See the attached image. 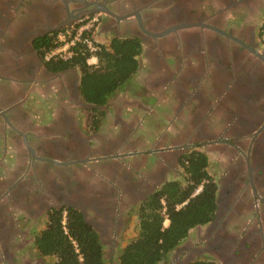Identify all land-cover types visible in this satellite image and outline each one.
<instances>
[{"label":"flooded vegetation","instance_id":"flooded-vegetation-1","mask_svg":"<svg viewBox=\"0 0 264 264\" xmlns=\"http://www.w3.org/2000/svg\"><path fill=\"white\" fill-rule=\"evenodd\" d=\"M257 5L264 10V0H0V67L25 81L27 109L46 117L66 140L60 147L36 145L43 159L32 165V198L26 199L34 203L18 216L2 214L0 264H56L39 253L35 239L53 211L67 216L68 208L87 213L90 222L83 218L101 242L116 248L127 225L121 212L140 208L167 181L184 182V157L191 152L206 154L208 168L215 157L222 186L216 182L217 193L227 189L235 196L223 208L217 195L214 218L193 228L205 226L204 236L192 244L189 232L170 252L174 264H264V25L253 15ZM94 16L96 43L135 37L143 47L137 72L99 106L82 96L80 67L60 69L52 64L58 59L37 48L40 37ZM91 58L88 63H98ZM128 87L118 106L154 117L142 130L149 125L155 133L147 142L154 141L155 172L141 192L132 181L144 180L123 162L142 148L109 142L104 115L97 112L107 114L112 97ZM7 106L19 111V104ZM80 130L93 131L101 144H85ZM248 213L256 217L250 224L235 221ZM22 217L27 224L18 223ZM109 232L114 240H107Z\"/></svg>","mask_w":264,"mask_h":264},{"label":"trees","instance_id":"trees-1","mask_svg":"<svg viewBox=\"0 0 264 264\" xmlns=\"http://www.w3.org/2000/svg\"><path fill=\"white\" fill-rule=\"evenodd\" d=\"M55 37L56 34H49L39 38L37 48L42 54L56 46ZM96 44L97 64L88 63L93 53L83 43L74 48L68 61L58 58L52 64L60 69L80 67L82 96L88 103L99 106L105 105L137 72L143 47L135 37L113 38L109 45ZM97 112L104 115L103 111ZM183 165L188 175L184 182L167 181L140 205L138 235L123 247L118 264H161L194 227L214 218L218 186L208 171V156L191 152L184 157ZM166 217L168 225L164 224ZM62 220L63 211H53L47 226L36 236L35 247L41 255L55 257L56 264H107L99 233L79 210L68 208L67 231ZM183 264L215 262L197 259Z\"/></svg>","mask_w":264,"mask_h":264},{"label":"crops","instance_id":"crops-1","mask_svg":"<svg viewBox=\"0 0 264 264\" xmlns=\"http://www.w3.org/2000/svg\"><path fill=\"white\" fill-rule=\"evenodd\" d=\"M0 72V221H2V214L12 213L18 216L19 214H23V212L25 213L27 207L34 203L33 201L31 204L27 203L26 199L29 196L32 198V194H30L32 188L30 181L32 165L34 161L37 162L43 159L41 151L36 148V145L40 142H45L48 148H54L55 146L60 147V142L63 143L66 140H64L65 135L60 137V131L50 125L46 117L34 116L27 109L30 91L24 84L25 81L9 75L1 67ZM128 86H132V84ZM130 90L128 87V90L126 89L121 93L118 92L117 95L112 97L107 114L104 111V116L102 117L104 119L102 129L103 135L107 137L109 142H113L117 148L124 145L131 146L132 148H142V150L135 153L136 157L134 160H131L127 155L124 159L125 162H123L126 171L129 172V169H132L135 175L141 176L144 180L137 179V181H132V187L141 192L147 184L146 182L151 181V177L149 176L155 172V162L152 153H150V150L155 148L153 145L154 141L152 144H147L148 140L153 138L155 133L153 130H149L151 129L149 125H147L148 132L142 130L146 123L154 120V117L145 116L144 113L139 114V111L130 112L124 106H118L120 102H123V98L127 97L125 94ZM141 99L143 100L142 97ZM10 102L16 105L19 104V111L16 109L10 111L7 106ZM69 117H75V115L72 116L70 114ZM78 136H80L81 140H84L85 144H90L94 147L99 146L102 141L100 136L90 130H80L78 131ZM145 147H150V149H143ZM213 159L211 160L213 166L210 165L208 171L215 181H218L220 188H222L221 181L219 180L220 177H218L219 174L221 176V172L215 162L216 158L213 157ZM220 190L221 192L218 191L217 193L218 199L221 204L220 206L225 208L229 205L227 202L228 197H234L235 195L227 194V189ZM261 214L264 219V212ZM249 215V213L245 214L235 221L238 224H250L256 217ZM129 218L130 216H124L125 224H129ZM260 219L261 217H257L254 224L260 221ZM28 221V217H22L18 223L25 225ZM134 223L138 224V222ZM168 223L169 220H166L164 224L168 225ZM242 226L243 228L245 227V225ZM205 232V226L197 230H191L189 235L191 243L197 242L196 240L202 238ZM21 246L26 247L25 244ZM29 253H32L33 256L36 254L34 245L29 250Z\"/></svg>","mask_w":264,"mask_h":264},{"label":"built area","instance_id":"built-area-1","mask_svg":"<svg viewBox=\"0 0 264 264\" xmlns=\"http://www.w3.org/2000/svg\"><path fill=\"white\" fill-rule=\"evenodd\" d=\"M97 21V16H94L93 18H89L85 21L78 22L76 25L61 30L56 34L55 37V44L56 46L50 50H48L45 54L46 58H54V59H67L69 57H72L74 54L73 50L74 48L79 44L83 43L87 46V48L92 52V60L96 62L97 56L94 54L98 50V45L94 41L93 36V30L95 23ZM201 188L197 190V192L200 191ZM163 203L165 204V201L163 200ZM166 208H164V211ZM166 220L168 218L166 217ZM62 223L64 225V229L67 231V216L66 212L63 214V220Z\"/></svg>","mask_w":264,"mask_h":264},{"label":"rangeland","instance_id":"rangeland-1","mask_svg":"<svg viewBox=\"0 0 264 264\" xmlns=\"http://www.w3.org/2000/svg\"><path fill=\"white\" fill-rule=\"evenodd\" d=\"M255 18L259 20V23L257 24L258 26L262 23L264 25V22L262 20L264 19V10L262 8L256 9V13L253 14ZM253 18V17H252ZM251 21H249L250 23ZM215 180V179H214ZM129 199V198H128ZM130 208L128 209L129 212L124 211L121 212L122 217L124 216H130L129 219V224L126 225V229L121 233V237L119 238V246L116 248L111 247L110 244L104 245L105 246V255H106V260H108L107 264H118V256L123 247L126 246L130 241H132L139 232V218H138V211L139 208L136 206H129ZM134 218V219H132ZM138 222V224L134 223ZM45 228L44 225L41 226V229ZM114 232H109V236H107V240H114ZM115 249V250H114ZM49 259L53 260L55 258L49 257ZM112 261V262H111ZM161 264H174L173 258H172V253L169 254L168 258L163 261Z\"/></svg>","mask_w":264,"mask_h":264},{"label":"water","instance_id":"water-1","mask_svg":"<svg viewBox=\"0 0 264 264\" xmlns=\"http://www.w3.org/2000/svg\"><path fill=\"white\" fill-rule=\"evenodd\" d=\"M83 214H84L85 220L88 221V222H90V221H89V218H88V216H87L88 214L85 213L84 211H83ZM105 235H106V234L102 233V236H103V237H104Z\"/></svg>","mask_w":264,"mask_h":264},{"label":"clouds","instance_id":"clouds-1","mask_svg":"<svg viewBox=\"0 0 264 264\" xmlns=\"http://www.w3.org/2000/svg\"><path fill=\"white\" fill-rule=\"evenodd\" d=\"M97 56V55H96ZM98 58V57H97ZM169 220V219H168ZM165 223V222H164ZM53 258H55V257H53ZM56 259V258H55Z\"/></svg>","mask_w":264,"mask_h":264}]
</instances>
